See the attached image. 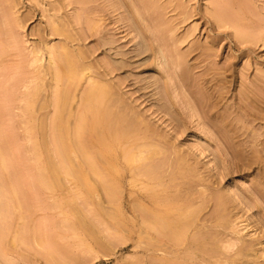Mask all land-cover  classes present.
Masks as SVG:
<instances>
[{
	"label": "rangeland",
	"instance_id": "374dc122",
	"mask_svg": "<svg viewBox=\"0 0 264 264\" xmlns=\"http://www.w3.org/2000/svg\"><path fill=\"white\" fill-rule=\"evenodd\" d=\"M0 264H264V0H0Z\"/></svg>",
	"mask_w": 264,
	"mask_h": 264
},
{
	"label": "bare ground",
	"instance_id": "6f19581e",
	"mask_svg": "<svg viewBox=\"0 0 264 264\" xmlns=\"http://www.w3.org/2000/svg\"><path fill=\"white\" fill-rule=\"evenodd\" d=\"M69 70H70V69H69ZM99 91L101 92V90H99ZM102 91H103V90H102ZM104 92H105V91H104ZM104 92H102V94H103ZM104 94H105V93H104ZM103 97L106 98L104 95H103ZM99 98H100V97H99ZM104 98H103V99H104ZM103 99L101 98L100 100L102 101ZM99 119H100V118H99Z\"/></svg>",
	"mask_w": 264,
	"mask_h": 264
}]
</instances>
